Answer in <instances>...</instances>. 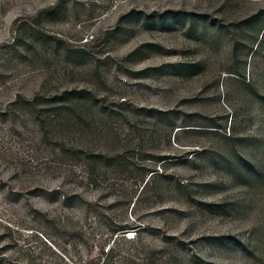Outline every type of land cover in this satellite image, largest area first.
<instances>
[{
	"label": "rangeland",
	"instance_id": "obj_1",
	"mask_svg": "<svg viewBox=\"0 0 264 264\" xmlns=\"http://www.w3.org/2000/svg\"><path fill=\"white\" fill-rule=\"evenodd\" d=\"M0 264H264V0H0Z\"/></svg>",
	"mask_w": 264,
	"mask_h": 264
},
{
	"label": "trees",
	"instance_id": "obj_2",
	"mask_svg": "<svg viewBox=\"0 0 264 264\" xmlns=\"http://www.w3.org/2000/svg\"><path fill=\"white\" fill-rule=\"evenodd\" d=\"M129 230H134V232H137L136 227H129L128 225L124 224L123 226L118 227L117 229H114V231L111 233V235L116 236V238L119 237V236H121V238H124L125 234L128 233ZM111 254H112V251H109V253L106 255V258L111 256Z\"/></svg>",
	"mask_w": 264,
	"mask_h": 264
}]
</instances>
